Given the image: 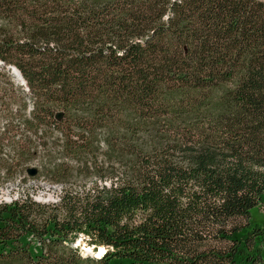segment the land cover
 Segmentation results:
<instances>
[{
  "label": "trees",
  "instance_id": "obj_1",
  "mask_svg": "<svg viewBox=\"0 0 264 264\" xmlns=\"http://www.w3.org/2000/svg\"><path fill=\"white\" fill-rule=\"evenodd\" d=\"M5 83L0 264H264V0H0Z\"/></svg>",
  "mask_w": 264,
  "mask_h": 264
},
{
  "label": "rangeland",
  "instance_id": "obj_2",
  "mask_svg": "<svg viewBox=\"0 0 264 264\" xmlns=\"http://www.w3.org/2000/svg\"><path fill=\"white\" fill-rule=\"evenodd\" d=\"M11 71V69H9ZM12 73V71H11ZM15 80V79H14ZM16 81V80H15ZM7 91L4 92L5 97L1 98L0 92V130L2 131L6 126V120L2 118V110L5 111V107L1 106L10 102L9 96L13 94L11 90V84H3ZM29 103V98L26 99ZM12 110L14 113L18 111L17 106H13ZM30 109H28L29 112ZM8 151V150H6ZM87 188L91 187L92 181L87 183ZM109 184V183H106ZM62 190L61 185H50L43 179H35L30 177L28 174L15 175L14 172L8 173L7 170H0V202L4 203L9 199H15L17 197H24L30 195L36 200L43 203H54L57 202ZM8 198V200H6ZM2 199V200H1ZM253 221L257 225H264V205L258 207L252 212ZM78 245L82 246L83 251H88L91 248L88 247L83 241L79 240ZM101 252V251H100Z\"/></svg>",
  "mask_w": 264,
  "mask_h": 264
},
{
  "label": "water",
  "instance_id": "obj_3",
  "mask_svg": "<svg viewBox=\"0 0 264 264\" xmlns=\"http://www.w3.org/2000/svg\"><path fill=\"white\" fill-rule=\"evenodd\" d=\"M10 69H11V71H12V75L14 76L15 80H16L18 83H21V85L26 86V82H25V80H24V78H23L21 72H20L18 69H16L15 67H10ZM27 173H28V175H29L30 177H36L37 174H38V170H37L36 168L32 167V168H30V169L28 170ZM36 201L41 202V201H39V200H36ZM92 252H93L92 249H90V250L87 251V253H92ZM104 252H105V251L103 250L102 253H104ZM99 254H100V252L98 253V255H99Z\"/></svg>",
  "mask_w": 264,
  "mask_h": 264
},
{
  "label": "built area",
  "instance_id": "obj_4",
  "mask_svg": "<svg viewBox=\"0 0 264 264\" xmlns=\"http://www.w3.org/2000/svg\"><path fill=\"white\" fill-rule=\"evenodd\" d=\"M19 197H17V198H15V199H10L9 201H6L7 203H12L13 201H15V200H17ZM0 204H2L1 202H0Z\"/></svg>",
  "mask_w": 264,
  "mask_h": 264
},
{
  "label": "bare ground",
  "instance_id": "obj_5",
  "mask_svg": "<svg viewBox=\"0 0 264 264\" xmlns=\"http://www.w3.org/2000/svg\"><path fill=\"white\" fill-rule=\"evenodd\" d=\"M2 200V199H1ZM6 200H8V198L6 199ZM10 200V199H9ZM102 251H103V249L101 250V252H100V254L99 255H101L102 254Z\"/></svg>",
  "mask_w": 264,
  "mask_h": 264
}]
</instances>
